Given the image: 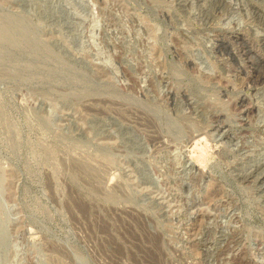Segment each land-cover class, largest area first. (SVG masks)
Segmentation results:
<instances>
[{
	"label": "rangeland",
	"instance_id": "1",
	"mask_svg": "<svg viewBox=\"0 0 264 264\" xmlns=\"http://www.w3.org/2000/svg\"><path fill=\"white\" fill-rule=\"evenodd\" d=\"M263 77L264 0H0V264H264Z\"/></svg>",
	"mask_w": 264,
	"mask_h": 264
},
{
	"label": "clouds",
	"instance_id": "2",
	"mask_svg": "<svg viewBox=\"0 0 264 264\" xmlns=\"http://www.w3.org/2000/svg\"><path fill=\"white\" fill-rule=\"evenodd\" d=\"M212 147L206 138L197 140L190 150L192 159L201 166H204L206 159L210 158Z\"/></svg>",
	"mask_w": 264,
	"mask_h": 264
},
{
	"label": "bare ground",
	"instance_id": "3",
	"mask_svg": "<svg viewBox=\"0 0 264 264\" xmlns=\"http://www.w3.org/2000/svg\"><path fill=\"white\" fill-rule=\"evenodd\" d=\"M92 20H93V22H97V21H98L97 18H93ZM14 22H15V21H14ZM93 22H92V23H93ZM92 27H93V26H92ZM93 28H94V27H93ZM261 75H262V74H261ZM261 77H262V76H261ZM261 77H260V78H261ZM263 78H264V77H263Z\"/></svg>",
	"mask_w": 264,
	"mask_h": 264
}]
</instances>
